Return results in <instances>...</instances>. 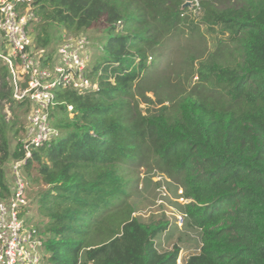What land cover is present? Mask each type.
Returning a JSON list of instances; mask_svg holds the SVG:
<instances>
[{"label":"trees","instance_id":"trees-1","mask_svg":"<svg viewBox=\"0 0 264 264\" xmlns=\"http://www.w3.org/2000/svg\"><path fill=\"white\" fill-rule=\"evenodd\" d=\"M185 1L194 0H33L30 33L47 59L60 38L54 28L79 34L102 25L89 71L97 88H54L51 123L60 135L32 150L24 167L35 163L40 183L32 201L44 264H176L178 247L155 244L169 223L140 220L128 202L122 169L143 150L181 186L183 226L200 233L184 264H264V0H198L202 20L224 26L241 47L235 64L198 69L200 81L222 86L227 103L199 86L172 116H142L131 106L133 84L182 20ZM8 74L0 66V199L9 193L4 165L24 155L3 103L30 107L13 99Z\"/></svg>","mask_w":264,"mask_h":264},{"label":"rangeland","instance_id":"rangeland-1","mask_svg":"<svg viewBox=\"0 0 264 264\" xmlns=\"http://www.w3.org/2000/svg\"><path fill=\"white\" fill-rule=\"evenodd\" d=\"M32 25V23L29 25L30 31ZM101 27L102 25L98 24L96 27L82 31L93 46L89 68L100 54L98 44H101L99 30ZM57 28H54V31L56 36H60L59 41L64 35L72 34L66 33L61 27ZM240 48L238 38L230 36L224 26L207 24L202 20L198 0L190 2L176 29L165 36L161 47L151 55L152 58H148L150 66L143 74V78L133 84L130 92L133 111H137L142 116H154L160 113L172 116L175 104L184 96L194 93L199 86L205 91L208 90L211 97L227 103L229 96L224 94L222 86L200 81L198 69L201 65L223 63L226 60L235 64L241 59ZM5 50L7 51L6 48ZM2 65L0 61V66ZM28 111L23 113L22 108L3 103L6 120L16 121L15 129L18 131L19 139L24 135L25 129L22 130V125L24 122L26 126ZM15 141L16 139L11 137V149ZM35 166L36 164L33 163L28 169L23 170L29 201L25 216L28 222L41 229L36 206L32 201L34 193L40 187ZM161 169L159 159L146 150L141 151L136 160L124 165L122 173L128 182V202L133 208L132 215L140 220L169 223L167 229L155 239L156 247L160 251H170L178 247L176 264H184L189 255L198 252L200 233L196 228L183 226L184 222L178 227L177 219L182 215L181 207L187 203V200L182 197L181 186L166 176ZM4 170L8 184L10 177L7 163L4 165ZM153 170L161 177L166 176L163 182L166 187L165 196L157 191L159 183L155 181L157 174L155 175Z\"/></svg>","mask_w":264,"mask_h":264},{"label":"built area","instance_id":"built-area-1","mask_svg":"<svg viewBox=\"0 0 264 264\" xmlns=\"http://www.w3.org/2000/svg\"><path fill=\"white\" fill-rule=\"evenodd\" d=\"M36 20L33 0H0V59L8 68L13 99L30 102L20 139L24 155L7 163L9 193L0 199V264H44V235L25 216L29 201L22 172L32 159V150L60 135L51 123V111L56 105L54 88H69L78 94L97 88L89 74L93 49L90 39L82 33H68L47 59L46 50L34 45L30 33L29 25ZM67 111H72L71 105H67ZM153 173L157 174V191L165 196L166 177ZM184 216L182 213L177 219L178 227Z\"/></svg>","mask_w":264,"mask_h":264},{"label":"water","instance_id":"water-1","mask_svg":"<svg viewBox=\"0 0 264 264\" xmlns=\"http://www.w3.org/2000/svg\"><path fill=\"white\" fill-rule=\"evenodd\" d=\"M188 4H190V2H189V1H185V2L183 3L182 7H184V6H188Z\"/></svg>","mask_w":264,"mask_h":264}]
</instances>
